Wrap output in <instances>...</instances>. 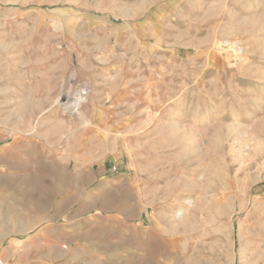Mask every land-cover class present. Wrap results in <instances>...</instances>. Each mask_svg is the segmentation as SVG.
<instances>
[{
    "label": "rangeland",
    "instance_id": "obj_1",
    "mask_svg": "<svg viewBox=\"0 0 264 264\" xmlns=\"http://www.w3.org/2000/svg\"><path fill=\"white\" fill-rule=\"evenodd\" d=\"M263 30L264 0H0V255L253 264Z\"/></svg>",
    "mask_w": 264,
    "mask_h": 264
},
{
    "label": "bare ground",
    "instance_id": "obj_2",
    "mask_svg": "<svg viewBox=\"0 0 264 264\" xmlns=\"http://www.w3.org/2000/svg\"><path fill=\"white\" fill-rule=\"evenodd\" d=\"M264 31V30H263ZM262 34H264V33H262ZM257 37V36H256ZM256 47V46H255ZM259 49L264 53V43H262V44H260L259 45ZM242 77V76H241ZM201 111V110H200ZM150 119H151V117H150ZM179 120H180V118H179ZM184 125V124H183ZM175 129L177 128V127H174ZM172 129H173V127H172ZM174 130V129H173ZM236 130V131H235ZM234 131L236 132V134L238 133H240V131L238 130V126L237 125H234ZM175 132V131H174ZM250 194V193H249ZM167 195V194H166ZM168 196V195H167ZM248 196V195H247ZM242 201V200H241ZM248 201V200H247ZM250 201V200H249ZM177 202H175L173 205H175ZM263 204V203H262ZM177 205V204H176ZM226 206H227V208H226V210H228V213H231L232 211H237L238 209H239V212L240 211H243V210H245V209H247V207H248V203L246 202H240L239 203V206H232V204H231V202L229 201L228 202V205L226 204ZM238 207V208H237ZM231 209H232V211H231ZM164 212V211H163ZM166 213V212H165ZM223 212L222 211H220L219 212V214H222ZM261 213V212H260ZM264 213V210H263V212H262V214ZM163 214V213H162ZM173 214V213H172ZM188 214L186 213V211H182V210H180L179 208H177L175 211H174V217H177L178 218V222H179V224H183V223H185L186 222V219H187V217L189 216H187ZM164 215H162V217H163ZM167 216V215H166ZM170 216V215H169ZM166 218H168V217H166ZM165 218V219H166ZM164 219V218H163ZM254 221H252L253 223L250 225V228H249V232H252V237L253 236H258V237H260L261 238V236H263L264 235V216L263 217H256L255 219H253ZM247 221V220H246ZM176 222V221H175ZM241 225L243 226V223L241 224L240 223V230H239V232L240 231H242L241 229L243 228V227H241ZM249 225V224H248ZM154 227V226H153ZM184 229V228H183ZM240 235V237H242V234L241 233H239ZM251 235V234H250ZM256 236V237H257ZM251 237V238H252ZM260 238H258V239H260ZM2 239V238H1ZM254 239V238H253ZM257 239V240H258ZM259 241V240H258ZM262 241V239H260V241L258 242L259 244H261L260 242ZM254 242V241H253ZM252 242V243H253ZM257 242V241H256ZM263 242V241H262ZM257 243V244H258ZM254 245H256L255 244V242L253 243ZM257 245V246H254V245H250V246H252V248H250V249H253V251H252V253L251 254H253V256H255V259H254V261H253V264H264V249H260V245ZM8 250H9V248H8ZM13 252L14 251H9V252H6L5 254H3V255H1L3 258H4V260L6 261V263L7 264H12L11 263V259H12V255H13ZM251 258H253L252 257V255H251ZM227 264H230V261H228L227 262Z\"/></svg>",
    "mask_w": 264,
    "mask_h": 264
},
{
    "label": "crops",
    "instance_id": "obj_3",
    "mask_svg": "<svg viewBox=\"0 0 264 264\" xmlns=\"http://www.w3.org/2000/svg\"><path fill=\"white\" fill-rule=\"evenodd\" d=\"M14 155H10V156H7V155H0V160H3V161H5V157H7V159H11L12 160V157H13ZM21 158L20 159H18V160H22V159H26L25 158V156L24 155H21L20 156ZM24 157V158H23ZM10 161V160H9ZM0 225H1V223H0ZM1 256V255H0Z\"/></svg>",
    "mask_w": 264,
    "mask_h": 264
},
{
    "label": "built area",
    "instance_id": "obj_4",
    "mask_svg": "<svg viewBox=\"0 0 264 264\" xmlns=\"http://www.w3.org/2000/svg\"><path fill=\"white\" fill-rule=\"evenodd\" d=\"M0 264H7L2 256H0Z\"/></svg>",
    "mask_w": 264,
    "mask_h": 264
}]
</instances>
